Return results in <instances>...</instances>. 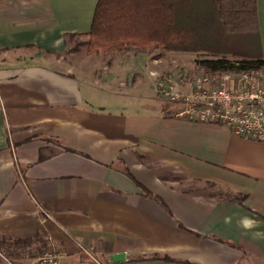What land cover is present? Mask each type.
Listing matches in <instances>:
<instances>
[{
    "label": "crops",
    "instance_id": "crops-1",
    "mask_svg": "<svg viewBox=\"0 0 264 264\" xmlns=\"http://www.w3.org/2000/svg\"><path fill=\"white\" fill-rule=\"evenodd\" d=\"M96 1L0 0V235L62 264H264V141L165 107L149 49L63 59Z\"/></svg>",
    "mask_w": 264,
    "mask_h": 264
},
{
    "label": "trees",
    "instance_id": "trees-1",
    "mask_svg": "<svg viewBox=\"0 0 264 264\" xmlns=\"http://www.w3.org/2000/svg\"><path fill=\"white\" fill-rule=\"evenodd\" d=\"M75 35L87 36L91 53L128 48L205 52L211 57L197 60V64L206 73L264 65L256 0H97L89 30L69 34ZM44 157L39 155V159ZM46 245L42 232L24 239L0 235V248L8 256ZM154 257L176 261L168 256Z\"/></svg>",
    "mask_w": 264,
    "mask_h": 264
},
{
    "label": "built area",
    "instance_id": "built-area-1",
    "mask_svg": "<svg viewBox=\"0 0 264 264\" xmlns=\"http://www.w3.org/2000/svg\"><path fill=\"white\" fill-rule=\"evenodd\" d=\"M158 93L179 104L175 114L190 121L226 126L232 134L264 141V65L239 71L207 73L185 90L178 83L149 72ZM95 264L91 248L83 249ZM65 252L46 246L27 259L16 261L0 253L1 264H62Z\"/></svg>",
    "mask_w": 264,
    "mask_h": 264
},
{
    "label": "rangeland",
    "instance_id": "rangeland-1",
    "mask_svg": "<svg viewBox=\"0 0 264 264\" xmlns=\"http://www.w3.org/2000/svg\"><path fill=\"white\" fill-rule=\"evenodd\" d=\"M71 40H69L66 50L62 53V58L68 62L76 63L78 59L82 56H92L94 53H91L87 50V36L75 35L72 36ZM149 52H151V56L153 59L157 60L155 62L160 64V69H164V72L171 75L172 73L176 74L172 75L171 81L178 83L181 89L185 90L188 84H191L196 77L205 76L207 73L205 70L197 64V60L203 58H209L211 55L205 52H187V51H171L165 50L163 48H148ZM113 52V51H112ZM99 53V52H96ZM107 53V52H100ZM109 53V52H108ZM228 58L232 59L231 55H227ZM167 69V71H165ZM172 72V73H171ZM187 72V73H186ZM169 75H166V79H169ZM174 77V78H173ZM159 97L163 100V105L165 107L171 106L173 111H176L179 107V104L175 102H170L165 99L158 93ZM179 179V185L182 187H193L199 186V183L192 180H186L180 177H176ZM38 249L30 247L23 251H18V256H8L4 250V248H0V253L4 256L10 257L16 261H22L27 259L29 256L34 254ZM100 263L106 264V261H101L97 259ZM1 264V258H0Z\"/></svg>",
    "mask_w": 264,
    "mask_h": 264
},
{
    "label": "water",
    "instance_id": "water-1",
    "mask_svg": "<svg viewBox=\"0 0 264 264\" xmlns=\"http://www.w3.org/2000/svg\"><path fill=\"white\" fill-rule=\"evenodd\" d=\"M124 256L123 253H117L111 256L112 260H118L121 259Z\"/></svg>",
    "mask_w": 264,
    "mask_h": 264
}]
</instances>
